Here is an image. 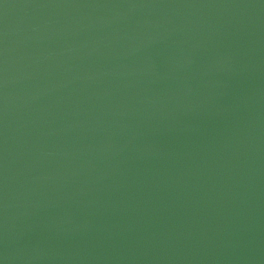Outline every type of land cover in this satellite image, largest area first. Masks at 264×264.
Masks as SVG:
<instances>
[{
	"label": "water",
	"instance_id": "obj_1",
	"mask_svg": "<svg viewBox=\"0 0 264 264\" xmlns=\"http://www.w3.org/2000/svg\"><path fill=\"white\" fill-rule=\"evenodd\" d=\"M0 264H264V0H0Z\"/></svg>",
	"mask_w": 264,
	"mask_h": 264
}]
</instances>
